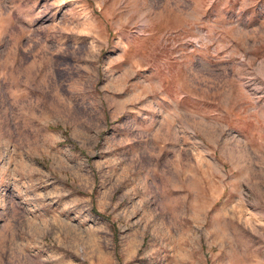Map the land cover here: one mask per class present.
Returning a JSON list of instances; mask_svg holds the SVG:
<instances>
[{
  "label": "rangeland",
  "instance_id": "rangeland-1",
  "mask_svg": "<svg viewBox=\"0 0 264 264\" xmlns=\"http://www.w3.org/2000/svg\"><path fill=\"white\" fill-rule=\"evenodd\" d=\"M0 264H264V0H0Z\"/></svg>",
  "mask_w": 264,
  "mask_h": 264
}]
</instances>
